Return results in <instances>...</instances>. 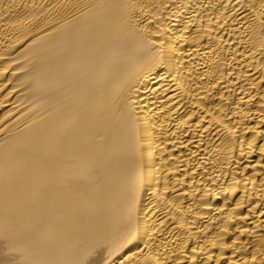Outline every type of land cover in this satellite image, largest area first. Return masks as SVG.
<instances>
[{
    "label": "bare ground",
    "instance_id": "1",
    "mask_svg": "<svg viewBox=\"0 0 264 264\" xmlns=\"http://www.w3.org/2000/svg\"><path fill=\"white\" fill-rule=\"evenodd\" d=\"M0 264H264V0H0Z\"/></svg>",
    "mask_w": 264,
    "mask_h": 264
}]
</instances>
